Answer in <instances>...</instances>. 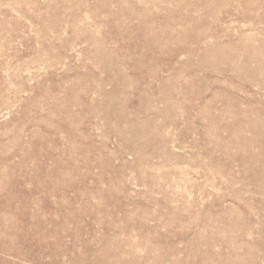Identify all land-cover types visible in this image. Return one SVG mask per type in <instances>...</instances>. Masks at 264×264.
<instances>
[{"label":"rangeland","instance_id":"obj_1","mask_svg":"<svg viewBox=\"0 0 264 264\" xmlns=\"http://www.w3.org/2000/svg\"><path fill=\"white\" fill-rule=\"evenodd\" d=\"M0 264H264V0H0Z\"/></svg>","mask_w":264,"mask_h":264}]
</instances>
